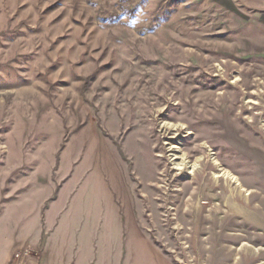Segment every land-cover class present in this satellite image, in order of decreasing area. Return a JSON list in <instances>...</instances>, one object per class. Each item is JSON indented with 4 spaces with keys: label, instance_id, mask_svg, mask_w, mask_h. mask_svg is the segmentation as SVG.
I'll return each mask as SVG.
<instances>
[{
    "label": "rangeland",
    "instance_id": "1",
    "mask_svg": "<svg viewBox=\"0 0 264 264\" xmlns=\"http://www.w3.org/2000/svg\"><path fill=\"white\" fill-rule=\"evenodd\" d=\"M0 264H264V0H0Z\"/></svg>",
    "mask_w": 264,
    "mask_h": 264
},
{
    "label": "bare ground",
    "instance_id": "2",
    "mask_svg": "<svg viewBox=\"0 0 264 264\" xmlns=\"http://www.w3.org/2000/svg\"><path fill=\"white\" fill-rule=\"evenodd\" d=\"M177 166L179 167L178 170H181V171L184 170V169H189L190 168L189 167V163L186 162L184 159H182V163L181 164H178ZM193 170H194V168H193ZM227 175L229 176L230 174H227Z\"/></svg>",
    "mask_w": 264,
    "mask_h": 264
},
{
    "label": "built area",
    "instance_id": "3",
    "mask_svg": "<svg viewBox=\"0 0 264 264\" xmlns=\"http://www.w3.org/2000/svg\"><path fill=\"white\" fill-rule=\"evenodd\" d=\"M17 256V258H19L21 255L20 254H18V255H16Z\"/></svg>",
    "mask_w": 264,
    "mask_h": 264
}]
</instances>
